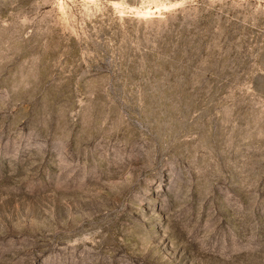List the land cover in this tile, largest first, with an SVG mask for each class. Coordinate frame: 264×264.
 <instances>
[{
  "label": "rangeland",
  "instance_id": "rangeland-1",
  "mask_svg": "<svg viewBox=\"0 0 264 264\" xmlns=\"http://www.w3.org/2000/svg\"><path fill=\"white\" fill-rule=\"evenodd\" d=\"M0 264H264V0H0Z\"/></svg>",
  "mask_w": 264,
  "mask_h": 264
},
{
  "label": "bare ground",
  "instance_id": "bare-ground-1",
  "mask_svg": "<svg viewBox=\"0 0 264 264\" xmlns=\"http://www.w3.org/2000/svg\"><path fill=\"white\" fill-rule=\"evenodd\" d=\"M148 14V13H147Z\"/></svg>",
  "mask_w": 264,
  "mask_h": 264
}]
</instances>
